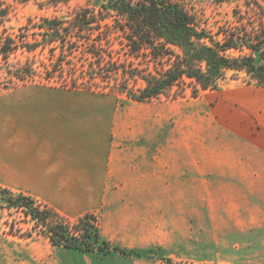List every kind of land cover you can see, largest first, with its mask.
<instances>
[{
    "label": "crops",
    "instance_id": "1",
    "mask_svg": "<svg viewBox=\"0 0 264 264\" xmlns=\"http://www.w3.org/2000/svg\"><path fill=\"white\" fill-rule=\"evenodd\" d=\"M74 90L26 83L0 92L1 187L64 216L101 214L100 235L141 254L107 255L116 262L148 264L151 248L150 260L162 255L174 264H264L263 135L245 137L234 158L204 159L203 205L178 207L176 219L150 225L147 200L164 198L163 143H122L136 139L131 114L118 116L109 94ZM178 163L182 180L172 189L177 198H191L190 154ZM213 177L214 187L207 180ZM222 184H233L237 205H211ZM160 260L150 264H167Z\"/></svg>",
    "mask_w": 264,
    "mask_h": 264
},
{
    "label": "trees",
    "instance_id": "2",
    "mask_svg": "<svg viewBox=\"0 0 264 264\" xmlns=\"http://www.w3.org/2000/svg\"><path fill=\"white\" fill-rule=\"evenodd\" d=\"M31 26L36 30L33 40L12 36L0 25V58L4 62L19 49L47 51L46 60L32 56L7 63L4 73L10 79L24 82L39 76L58 80L62 87L120 94L138 102L165 94L185 78L192 83L193 96L219 90L227 78L243 77L246 84L264 86L263 20L250 28H230L218 38L182 0H104L97 10L82 8L70 16L44 17ZM115 41L125 51L123 60L114 58ZM231 50L240 53L229 55ZM139 55H145L143 66L131 59ZM112 75H120L123 81L108 89L96 82ZM137 79L142 86L129 85V80ZM0 206L21 210L52 245L101 256L134 252L104 239L89 214L71 223L53 208L1 186Z\"/></svg>",
    "mask_w": 264,
    "mask_h": 264
},
{
    "label": "rangeland",
    "instance_id": "3",
    "mask_svg": "<svg viewBox=\"0 0 264 264\" xmlns=\"http://www.w3.org/2000/svg\"><path fill=\"white\" fill-rule=\"evenodd\" d=\"M104 0H0L1 29L6 33L26 36L33 40L36 30L31 26L44 17L70 16L82 8L97 10ZM185 6L195 13L196 19L218 38L230 28H250L264 21V0H182ZM260 6V7H258ZM30 23V24H29ZM237 50L229 51V55H237ZM47 51L35 50L28 53L19 49L11 54L7 62L0 58V92L11 90L22 84L58 87V80L47 81L39 76L22 82L10 79L4 70L9 65L25 61L34 56L38 61L46 60ZM114 58H126L124 49L118 42L113 44ZM135 65L145 64V55L131 58ZM9 63V65L7 64ZM123 79L120 75L100 79L96 82L106 89ZM130 86L139 88L143 85L140 79L129 80ZM96 86V85H95ZM78 94H109L115 99L118 116L131 114V133L133 138L122 143L158 142L164 145V198H149L148 224H168L178 217L175 209L182 206H202L204 175V159L234 158L235 150L246 144L251 134L264 136V86L246 84L243 77L227 78L219 90L199 91L192 95V83L182 79L165 94L144 102H135L124 95L99 91L75 89ZM123 125V118L119 122ZM130 127V126H129ZM128 127V128H129ZM141 127L143 129H141ZM123 128V126H122ZM128 129L126 132L128 133ZM130 132V131H129ZM142 133V137L139 135ZM156 133H158L156 135ZM137 134V135H136ZM189 149V151H188ZM233 151V152H232ZM160 151L158 152L159 155ZM149 158L156 152L149 151ZM191 158V198H177L175 181L180 159ZM151 170V168H149ZM155 171V169L153 168ZM187 170V169H185ZM213 187L217 184L213 178ZM224 191L213 193L212 206H235L239 199L235 198L233 184H222ZM150 190V189H149ZM199 195L200 198L197 196ZM130 201V200H127ZM145 200H141L142 207ZM137 204L139 200H134ZM239 205V204H238ZM246 205V204H244ZM162 209V210H161ZM161 213H164L161 215ZM64 216V215H63ZM95 224L101 222V214H92ZM65 218L73 223L78 217ZM113 244V243H112ZM127 249V248H125ZM134 251L127 256L140 257ZM148 264L160 260L174 264L170 258L162 255L153 257L156 251L146 250ZM96 255L97 258L94 256ZM82 253L52 245L40 227L19 209L0 206V264H131L128 261L116 262L106 256ZM98 257L102 258L101 260ZM143 264V263H136ZM189 264V263H184ZM215 264V263H213Z\"/></svg>",
    "mask_w": 264,
    "mask_h": 264
}]
</instances>
